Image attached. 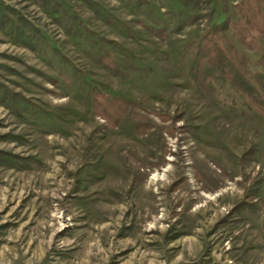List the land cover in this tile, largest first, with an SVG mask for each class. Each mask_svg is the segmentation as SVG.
<instances>
[{"label":"rangeland","instance_id":"1","mask_svg":"<svg viewBox=\"0 0 264 264\" xmlns=\"http://www.w3.org/2000/svg\"><path fill=\"white\" fill-rule=\"evenodd\" d=\"M250 1L0 0V264H264V114L184 58Z\"/></svg>","mask_w":264,"mask_h":264},{"label":"trees","instance_id":"2","mask_svg":"<svg viewBox=\"0 0 264 264\" xmlns=\"http://www.w3.org/2000/svg\"><path fill=\"white\" fill-rule=\"evenodd\" d=\"M254 2H244L239 6L242 19L238 22L227 19L223 23L215 24L206 30L199 40L188 43L184 48V58L189 57L188 75L196 80L208 95L217 91L218 83L228 84L252 107L264 114V47L260 48L255 61L262 70L253 72L250 69L253 60L239 50L229 34V30L235 28L238 37L247 44L251 42H248L246 33H250L256 42L259 35H264V13L261 10L264 0H258L259 5ZM103 58L104 64L114 73H122L113 55ZM90 91L97 113L117 126L128 108V103L122 99L108 100L106 95L96 88ZM149 126L145 125L147 129Z\"/></svg>","mask_w":264,"mask_h":264}]
</instances>
